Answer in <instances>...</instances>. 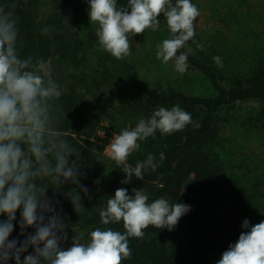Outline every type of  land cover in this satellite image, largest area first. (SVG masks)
Wrapping results in <instances>:
<instances>
[{"label": "trees", "instance_id": "1", "mask_svg": "<svg viewBox=\"0 0 264 264\" xmlns=\"http://www.w3.org/2000/svg\"><path fill=\"white\" fill-rule=\"evenodd\" d=\"M127 3L128 0H117L118 7H126ZM43 6L47 8L40 12ZM88 9V0H0V12L17 20L21 57L32 56L41 74L46 73L40 61L49 60L48 75L60 86L61 95L49 109L48 138L55 145L49 152V160L55 163V151L62 142L76 150L69 161L78 165L79 184L71 181L56 184L50 179L37 181L48 188L47 196L53 203L59 202L56 210L66 223L68 236L61 246L70 247L72 237L81 232L84 233L81 242H87L90 232L97 227L123 233L122 221L104 225L99 212L106 208L107 200L114 196L116 189L126 188L132 195L134 188H140L149 203L164 197L172 204H188L191 210L172 231L149 226L144 230L143 239L129 237L132 255L122 264H208L212 253L221 258L240 233L248 230L241 227L245 218L250 225L264 220V190L258 189L257 182L246 185L248 173L224 161L219 149L224 143L222 113L245 102H257L259 107L251 110L244 124L256 128L255 134H264V58L254 63L248 74L226 80L217 63L196 49L194 39L189 40L179 51L187 54V65L210 82L214 93L208 95L187 93L172 86H146L130 63L114 71L79 73L76 68L87 40L81 37L74 16ZM158 19L167 26L162 14ZM97 28L98 24H94V32ZM94 32L88 34L89 39L94 38ZM75 73L83 76L79 78ZM107 98L120 99L121 107L106 103ZM175 105L190 113L200 127L189 124L170 135H162L157 130L154 137L138 141L140 149L127 161L135 167L151 154L156 165L154 170L145 169L143 180L133 174L131 182L126 184L121 183L126 175L121 170L101 183L98 170L110 130L123 126L128 117L132 118L134 128L142 116L148 119L160 107L170 110ZM106 118L110 124L103 126ZM100 130H104V137H99ZM80 186L86 187L89 193L86 195ZM78 192L82 200L81 208L76 210L69 194ZM222 201L228 202L229 207L221 212L216 207ZM16 215L10 239L22 241L25 237L20 235L19 210ZM0 219L6 217L0 216ZM24 255L27 252L21 259ZM8 264L15 261L10 260Z\"/></svg>", "mask_w": 264, "mask_h": 264}, {"label": "clouds", "instance_id": "2", "mask_svg": "<svg viewBox=\"0 0 264 264\" xmlns=\"http://www.w3.org/2000/svg\"><path fill=\"white\" fill-rule=\"evenodd\" d=\"M88 4L90 22L98 24L100 46L117 60L130 55V35L158 30V17L162 14L172 35L157 44L156 58L164 64L174 60L180 73L187 70V54L179 50L194 38V21L200 15L191 0H128L126 7H118L117 0H88ZM19 42L17 20L0 12V216L6 217L0 219V264L10 260L15 264H122L132 255L129 237L143 239L149 226L172 231L191 206L172 204L164 197L149 203L140 188H134L129 195L128 189L121 187L107 200L99 216L104 225L122 221L125 231L97 227L87 242H81V232L72 237L70 247H62L68 236L66 223L56 210L59 202L53 203L47 196L48 188L37 181L79 184L81 173L77 163L69 161L76 150L63 142L55 151V163L48 158L55 146L48 138L49 109L61 95L60 86L50 75L41 74L32 56L21 57ZM213 59L220 63L219 57ZM189 124L200 127L179 105L170 110L160 107L150 118L140 119L134 128L116 134L107 151L126 174L121 183H130L133 174L143 180L145 169L156 167L151 154L135 167L128 165L129 156L140 149L138 141L154 137L157 130L170 135ZM80 190L89 193L86 187L80 186ZM69 196L79 210L80 193ZM18 210L20 235L25 237L22 241L10 239ZM241 227L248 230L223 251L217 264H264V220L250 225L245 218ZM29 228L34 232H26ZM29 248L33 251L21 259Z\"/></svg>", "mask_w": 264, "mask_h": 264}, {"label": "rangeland", "instance_id": "3", "mask_svg": "<svg viewBox=\"0 0 264 264\" xmlns=\"http://www.w3.org/2000/svg\"><path fill=\"white\" fill-rule=\"evenodd\" d=\"M191 2L200 12L194 21L193 39L196 42V49L208 55L214 62L216 61L213 58L219 57L220 63L217 65L226 76V80L248 74L254 63L264 58V0H191ZM46 8L43 6L40 12ZM74 20L81 37L87 40L76 68L79 73L93 74L104 69L114 71L121 68L124 63H130L146 86L154 88L172 86L192 94L214 93L210 82L198 70L187 66V70L180 73L175 69L174 60L164 64L156 58L157 44L162 43L164 39H170L172 35L165 23L160 22L156 31L147 29L144 34L130 35V55L117 60L100 46L88 11L75 15ZM91 31L95 36L89 39L88 34ZM39 65L46 74L49 73L51 65L49 60L40 61ZM77 76L81 78L83 75ZM106 101L108 104L121 107L120 99L107 98ZM256 107H259L257 102H245L227 110V113H222L224 143L219 149L223 152L224 161L234 165V169L248 173L246 185L257 182L258 189L264 190V134L259 136L255 134L256 128L244 124V119L248 118L252 114L251 110H255ZM143 118L142 116L140 119ZM131 122L132 118L128 117L123 126L110 130L109 142L103 148L104 157L98 170L102 178L101 183L110 180L122 170L110 158L107 148L116 134L125 128H133ZM109 124V119H104L102 125ZM98 134L99 137H104V130H100ZM228 207V202L222 201L216 208L222 212ZM32 251L33 249L29 248L27 254ZM219 259L216 253H212L208 264H217Z\"/></svg>", "mask_w": 264, "mask_h": 264}]
</instances>
